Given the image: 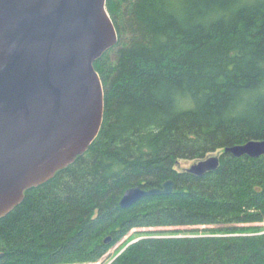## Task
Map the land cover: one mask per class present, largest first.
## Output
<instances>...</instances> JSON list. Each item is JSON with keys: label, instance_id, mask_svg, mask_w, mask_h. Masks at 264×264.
<instances>
[{"label": "trees", "instance_id": "16d2710c", "mask_svg": "<svg viewBox=\"0 0 264 264\" xmlns=\"http://www.w3.org/2000/svg\"><path fill=\"white\" fill-rule=\"evenodd\" d=\"M106 9L118 39L94 62L101 128L0 217V264H95L131 229L161 226L185 229L146 235L107 264H264L254 225L264 222V157L222 153L264 140V0H106ZM217 150L213 171L176 169ZM169 179L172 193L120 207L127 188Z\"/></svg>", "mask_w": 264, "mask_h": 264}, {"label": "water", "instance_id": "95a60500", "mask_svg": "<svg viewBox=\"0 0 264 264\" xmlns=\"http://www.w3.org/2000/svg\"><path fill=\"white\" fill-rule=\"evenodd\" d=\"M117 39L106 0H0V217L97 136L104 90L94 62ZM222 153L264 157V140L226 146ZM222 153L194 160L184 171H213ZM173 188L172 179L160 187L132 186L119 205Z\"/></svg>", "mask_w": 264, "mask_h": 264}, {"label": "rangeland", "instance_id": "374dc122", "mask_svg": "<svg viewBox=\"0 0 264 264\" xmlns=\"http://www.w3.org/2000/svg\"><path fill=\"white\" fill-rule=\"evenodd\" d=\"M220 153V150L214 151L212 154H218ZM194 160L189 159H180L176 164V169L179 171L184 170L185 168L189 167L191 163ZM254 225H260L261 230H264V222L262 223H254ZM198 227L199 229L203 228L204 226H194ZM192 227H188L187 229H191ZM173 229H179L183 230L185 227H139L135 229H131L125 236H123L119 241H117L111 248L106 252V254L95 264H107L110 262L111 258H114L115 256L119 255L121 252L125 250V248L132 244L137 242L138 240L145 238V236L149 235H169V234H175V232L171 233V230ZM148 231H155V233H148ZM261 231V232H262ZM160 232V233H158ZM182 233L176 234L177 236L181 235ZM186 235L194 234L193 232H185Z\"/></svg>", "mask_w": 264, "mask_h": 264}]
</instances>
